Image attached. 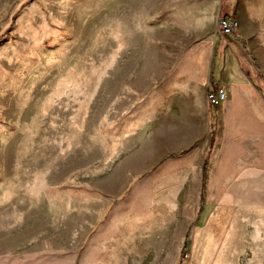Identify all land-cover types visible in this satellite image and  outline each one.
<instances>
[{"label": "rangeland", "instance_id": "obj_1", "mask_svg": "<svg viewBox=\"0 0 264 264\" xmlns=\"http://www.w3.org/2000/svg\"><path fill=\"white\" fill-rule=\"evenodd\" d=\"M0 264H264V0H0Z\"/></svg>", "mask_w": 264, "mask_h": 264}, {"label": "crops", "instance_id": "obj_2", "mask_svg": "<svg viewBox=\"0 0 264 264\" xmlns=\"http://www.w3.org/2000/svg\"><path fill=\"white\" fill-rule=\"evenodd\" d=\"M238 29L229 37L231 40L229 44H232L231 46L233 48L229 52L223 47H219L217 50L214 49L216 45L215 36L207 38L205 41V45L212 48L211 57L209 58L210 71L209 79L207 81V89L220 86L226 91V96L228 94V97L219 107V111L225 114V116L230 115V110L238 106V103H240L238 100H232L230 96L231 91L237 86L236 80H239L243 74L250 78L251 76H254L252 61L249 59L246 50L243 48L244 46L241 45V41L237 39V37L242 35L241 30L238 32ZM250 103L256 105L255 101H250ZM248 105L250 106L251 104Z\"/></svg>", "mask_w": 264, "mask_h": 264}, {"label": "built area", "instance_id": "obj_3", "mask_svg": "<svg viewBox=\"0 0 264 264\" xmlns=\"http://www.w3.org/2000/svg\"><path fill=\"white\" fill-rule=\"evenodd\" d=\"M238 26V19L230 13L221 14L217 20L218 31L224 36H232L237 31ZM206 99L211 105L218 106L226 99V92L220 86L208 88Z\"/></svg>", "mask_w": 264, "mask_h": 264}]
</instances>
